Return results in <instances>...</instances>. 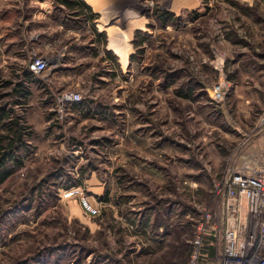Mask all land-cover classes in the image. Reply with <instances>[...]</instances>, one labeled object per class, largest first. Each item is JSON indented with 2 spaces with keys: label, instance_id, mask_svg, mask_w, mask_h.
<instances>
[{
  "label": "rangeland",
  "instance_id": "1",
  "mask_svg": "<svg viewBox=\"0 0 264 264\" xmlns=\"http://www.w3.org/2000/svg\"><path fill=\"white\" fill-rule=\"evenodd\" d=\"M42 1L0 0V107L31 132L0 183V264H186L215 182L264 162V0ZM64 88L84 107L59 118Z\"/></svg>",
  "mask_w": 264,
  "mask_h": 264
},
{
  "label": "built area",
  "instance_id": "2",
  "mask_svg": "<svg viewBox=\"0 0 264 264\" xmlns=\"http://www.w3.org/2000/svg\"><path fill=\"white\" fill-rule=\"evenodd\" d=\"M49 64L41 56L31 55L29 72H44ZM223 82L213 86V97H223ZM79 90L63 89L56 98V113L64 116L67 104L81 101ZM264 130V109L259 119ZM214 196H220L217 211L200 207L195 229L189 241L190 253L186 264H264L260 251L264 240V162L250 160L242 168H230L225 177L215 182ZM88 214L98 210L86 200L81 202ZM209 245V256L205 246Z\"/></svg>",
  "mask_w": 264,
  "mask_h": 264
},
{
  "label": "trees",
  "instance_id": "3",
  "mask_svg": "<svg viewBox=\"0 0 264 264\" xmlns=\"http://www.w3.org/2000/svg\"><path fill=\"white\" fill-rule=\"evenodd\" d=\"M30 75L28 72L26 79ZM14 93L21 97L22 101H25L29 94L23 83L14 87ZM82 101L71 103L70 106L73 109H83L84 102ZM30 136L31 132L25 124L24 115L16 113L13 108L0 107V183L5 181L14 169L22 164L23 156L21 154L29 151L28 138L26 137ZM64 186L68 188L71 185L64 184ZM205 250L209 256L213 254L209 245L205 246Z\"/></svg>",
  "mask_w": 264,
  "mask_h": 264
},
{
  "label": "crops",
  "instance_id": "4",
  "mask_svg": "<svg viewBox=\"0 0 264 264\" xmlns=\"http://www.w3.org/2000/svg\"><path fill=\"white\" fill-rule=\"evenodd\" d=\"M60 3H62L63 5H65L66 7H68V9L71 12H76V10H81L84 11L86 10V8H91V7H95L98 9H94L93 11H101L100 7L103 6V4L106 2L104 0H59ZM254 1V0H252ZM43 4L47 5L48 0L42 1ZM97 6V7H96ZM49 12L48 9H43L42 12L39 13V17L41 16H45L46 13ZM43 21V20H42ZM67 89V88H64ZM260 143H264V131L261 135V137L258 140H255L251 147L249 148V151H255V152H261L263 149L257 148L256 145H259ZM264 146V145H263Z\"/></svg>",
  "mask_w": 264,
  "mask_h": 264
}]
</instances>
